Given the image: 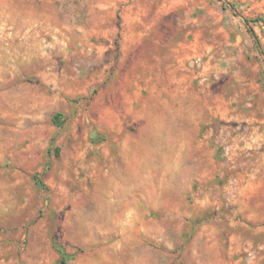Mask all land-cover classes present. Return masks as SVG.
Instances as JSON below:
<instances>
[{"label": "rangeland", "instance_id": "rangeland-1", "mask_svg": "<svg viewBox=\"0 0 264 264\" xmlns=\"http://www.w3.org/2000/svg\"><path fill=\"white\" fill-rule=\"evenodd\" d=\"M258 18L0 0V264H264Z\"/></svg>", "mask_w": 264, "mask_h": 264}, {"label": "trees", "instance_id": "trees-1", "mask_svg": "<svg viewBox=\"0 0 264 264\" xmlns=\"http://www.w3.org/2000/svg\"><path fill=\"white\" fill-rule=\"evenodd\" d=\"M225 4H226V6L229 5L227 2H225ZM230 6H231V5H230ZM231 8H232V10H234V12H235V9H233V6H231ZM243 21H244L246 24H248V23H250V22L264 21V19H263V18H258V19H255V20L243 19ZM254 36H256V35H254ZM55 122H56V124H59V125L62 124L61 117H60L59 114H57V115L55 116ZM35 181H36V184H37L38 186H40V187H42V188H45V184L43 183V181H41V180L39 179L38 176L35 177ZM58 251H59L60 254L62 255V257H63V262L65 263L66 260L69 259L70 257L68 256V254H67V253H66L61 247H58Z\"/></svg>", "mask_w": 264, "mask_h": 264}]
</instances>
